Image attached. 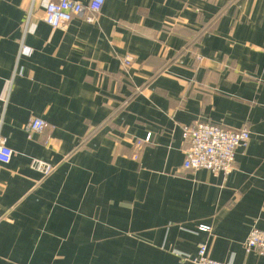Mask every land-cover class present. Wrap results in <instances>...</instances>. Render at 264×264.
I'll list each match as a JSON object with an SVG mask.
<instances>
[{
  "label": "crops",
  "instance_id": "obj_1",
  "mask_svg": "<svg viewBox=\"0 0 264 264\" xmlns=\"http://www.w3.org/2000/svg\"><path fill=\"white\" fill-rule=\"evenodd\" d=\"M44 12L0 0V264H194L201 244L264 264L245 249L264 231V0H106L66 30ZM198 123L251 133L234 172L183 168Z\"/></svg>",
  "mask_w": 264,
  "mask_h": 264
},
{
  "label": "built area",
  "instance_id": "obj_2",
  "mask_svg": "<svg viewBox=\"0 0 264 264\" xmlns=\"http://www.w3.org/2000/svg\"><path fill=\"white\" fill-rule=\"evenodd\" d=\"M44 1L43 21L53 30H66L75 17H84L88 23H95L97 15L100 14L106 2V0H91L85 6L74 0ZM131 66V57L124 59L123 68L127 70ZM45 128L46 122L38 118H31L26 127L29 135L43 133ZM250 139L251 133L247 129L236 131L209 123H198L185 127L183 130L185 144L183 168L195 172L207 170L229 175L236 169V152L238 149L246 147ZM13 157V150L7 146L6 140L0 137V164L9 165ZM35 168L46 175L53 170L42 163L37 164ZM200 230L207 232L210 229L201 226ZM245 249L247 253L255 252L264 256V231L253 229L245 242ZM194 264L227 263L212 259L209 255L208 245L201 244Z\"/></svg>",
  "mask_w": 264,
  "mask_h": 264
}]
</instances>
